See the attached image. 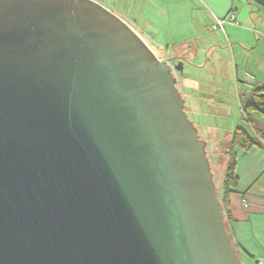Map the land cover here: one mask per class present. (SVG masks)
Returning <instances> with one entry per match:
<instances>
[{
    "label": "water",
    "instance_id": "water-1",
    "mask_svg": "<svg viewBox=\"0 0 264 264\" xmlns=\"http://www.w3.org/2000/svg\"><path fill=\"white\" fill-rule=\"evenodd\" d=\"M167 61L92 0H0V264H242Z\"/></svg>",
    "mask_w": 264,
    "mask_h": 264
},
{
    "label": "crops",
    "instance_id": "crops-1",
    "mask_svg": "<svg viewBox=\"0 0 264 264\" xmlns=\"http://www.w3.org/2000/svg\"><path fill=\"white\" fill-rule=\"evenodd\" d=\"M148 3L154 13V16L150 17V27H159L156 20L158 16L160 20L165 21L164 26H173L176 30L180 29V37L176 40H169L166 44L174 43V50L178 49L182 52L180 58L184 61L186 69H184L180 79L182 86L180 94L184 100L187 114L189 113L194 119H197L200 113L204 114L200 108L202 101L206 100L202 94L198 93L200 90L193 84L189 74L191 70L188 71V68L201 69L202 65H195V60L200 57L201 53H205L208 60L209 53L219 46L218 44L212 45L210 51L205 52L207 47L200 49V46L196 47V44L200 40L208 39L209 36L213 35L212 32L220 35L223 32V35L229 40L227 35L236 33L237 29L235 28L240 27L239 20L243 24L250 23L246 26L247 30L254 25L256 33L253 39L255 40L250 46H253L252 49L255 51L260 50L261 53L257 60L259 62L254 60L255 63H253V59L251 60L248 65L251 73L246 75L253 83L252 88L258 90L264 87V34L261 36L257 34L256 30L260 23L254 20L255 17L252 14L256 9V4L259 8L264 7L257 0H147ZM159 14H164V16ZM218 20L223 21L222 28L210 29L211 25L214 26ZM261 30L264 31V28ZM223 35L220 37L223 38ZM246 39L251 38L246 37ZM152 43L156 45L159 42L152 39ZM166 46L170 47V45ZM161 47L162 60L168 62L169 54L166 52L165 46ZM240 51H246V46L243 45ZM257 56L258 54L255 55V58ZM189 58L191 61H188ZM251 101H253L252 98ZM249 114L250 120L264 136V113L251 111ZM251 129L253 131V136H251L256 138L252 127ZM259 141L262 146L254 147L250 151L237 150L236 170L239 184L235 193L230 197L231 221L228 223V229L234 244L237 246L236 249L242 264H264V142L261 139Z\"/></svg>",
    "mask_w": 264,
    "mask_h": 264
},
{
    "label": "rangeland",
    "instance_id": "rangeland-1",
    "mask_svg": "<svg viewBox=\"0 0 264 264\" xmlns=\"http://www.w3.org/2000/svg\"><path fill=\"white\" fill-rule=\"evenodd\" d=\"M99 4L110 13L114 14L126 24H128L147 44V46L154 52L156 57L162 60L161 46H165L166 52L169 54L168 64L172 70L173 76L177 80L176 88L182 92L180 83L181 75L186 69L184 61L180 58L182 52L178 49L174 50L172 44H166L169 40H176L180 37V29H174L173 26H164L165 21L160 20L158 16L159 27H150V17L154 16L153 11L147 0H92ZM255 5V4H254ZM256 9L252 13L258 24L257 34L261 36L264 31V8H259L257 4ZM164 16V14H159ZM240 24L236 33L229 34V40L223 35L221 38L219 33L212 32L213 35L208 39L200 40L196 47L200 49L206 48L205 52L210 51L212 45L219 46L209 53L208 60L205 53H199L200 57L195 60V65H202L201 69L189 67L188 71L192 77L193 84L196 85L206 100L202 101V107L197 119L193 118L187 110H185L189 120L195 124L199 130L201 140L206 143V154L212 168L213 180L216 185L218 193H222L224 181L226 177L227 155L226 148L231 139L233 132L237 128H243L250 135L253 136L251 125L248 122L250 117L249 103L253 94L252 84L246 74L251 73L248 65L251 60L256 62L261 56L260 50L252 49V42L255 40L254 25L248 28L250 23ZM262 24V25H261ZM217 22L210 29H217ZM218 28H222L219 26ZM252 29V30H251ZM175 30V31H174ZM250 31V32H249ZM175 35V36H174ZM246 37L251 39H246ZM219 38V40H218ZM152 39L158 40V44L154 45ZM246 40V42H245ZM204 41V42H203ZM166 45H170L168 48ZM246 46V51L242 47ZM248 47V48H247ZM169 49V50H168ZM252 49V50H250ZM255 58V55H257ZM263 54V53H262ZM188 61H191L189 58ZM208 61V62H207ZM249 111L247 112V109ZM246 111V112H245ZM199 121V122H198ZM227 227H228V223Z\"/></svg>",
    "mask_w": 264,
    "mask_h": 264
},
{
    "label": "trees",
    "instance_id": "trees-1",
    "mask_svg": "<svg viewBox=\"0 0 264 264\" xmlns=\"http://www.w3.org/2000/svg\"><path fill=\"white\" fill-rule=\"evenodd\" d=\"M257 1L260 5L264 7L263 0H257ZM252 99L253 101L249 103V108H251L250 111H259V112L264 113V87L258 90H254L252 94ZM249 108L247 109V112L249 111ZM248 122L253 128L256 134V138H253L243 128H237L233 132L232 138L230 142L228 143V146L226 149V155H227L226 177H225L222 193H218L217 191V195H218V198L221 204V209L224 214L225 224L231 221L230 197L233 193H235L236 188L238 187V184H239V177H238L237 170H236L237 162H238L237 150L247 152V151H250L254 147L262 146L259 139H261V141L264 142V136L257 129L253 121H251L250 118H248ZM210 167H211V164H210ZM211 172H212V168H211ZM227 230L230 235L228 228ZM234 246L235 248H237L235 244Z\"/></svg>",
    "mask_w": 264,
    "mask_h": 264
},
{
    "label": "built area",
    "instance_id": "built-area-1",
    "mask_svg": "<svg viewBox=\"0 0 264 264\" xmlns=\"http://www.w3.org/2000/svg\"><path fill=\"white\" fill-rule=\"evenodd\" d=\"M232 20H234V17H232ZM222 24H223V21L222 20H218L217 21V26L219 27V26H222ZM217 28V27H216Z\"/></svg>",
    "mask_w": 264,
    "mask_h": 264
}]
</instances>
